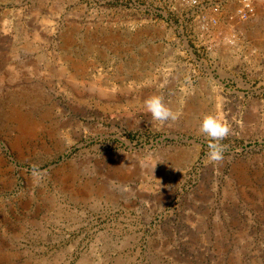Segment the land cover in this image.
I'll list each match as a JSON object with an SVG mask.
<instances>
[{
	"label": "rangeland",
	"instance_id": "obj_1",
	"mask_svg": "<svg viewBox=\"0 0 264 264\" xmlns=\"http://www.w3.org/2000/svg\"><path fill=\"white\" fill-rule=\"evenodd\" d=\"M240 1L0 0V264H264V10L215 32Z\"/></svg>",
	"mask_w": 264,
	"mask_h": 264
},
{
	"label": "clouds",
	"instance_id": "obj_2",
	"mask_svg": "<svg viewBox=\"0 0 264 264\" xmlns=\"http://www.w3.org/2000/svg\"><path fill=\"white\" fill-rule=\"evenodd\" d=\"M144 105L152 119L161 124L177 118L176 114L164 103L161 95L148 97ZM199 131L208 138V159L213 162L223 160L226 146L221 141L230 134V125L222 116L207 113L200 120Z\"/></svg>",
	"mask_w": 264,
	"mask_h": 264
},
{
	"label": "bare ground",
	"instance_id": "obj_3",
	"mask_svg": "<svg viewBox=\"0 0 264 264\" xmlns=\"http://www.w3.org/2000/svg\"><path fill=\"white\" fill-rule=\"evenodd\" d=\"M247 4V5H246ZM249 4H250V6H249ZM249 6V7H248ZM255 7H256V9L257 10H260V11H262V10H264V0H241L240 1V3H239V6H238V8L237 9H233V14H232V16H231V18L229 17V20H228V22H227V20H225L226 21V25L225 24H221V25H219L218 26V30H216L215 32H216V35H218V38H220L222 41H226V40H228L230 37H231V30L233 29V28H235V27H240L241 26V24H243L242 23V18H241V14L243 13V12H248L249 14H250V11H255ZM218 24H220V23H218ZM260 32V31H259ZM256 36V35H255ZM260 36V35H259ZM254 39V38H253ZM255 40V39H254ZM257 40V39H256ZM256 40H255V42H256ZM254 42V43H255ZM82 66V65H81ZM73 68V67H72ZM81 68V67H80ZM84 68V67H83ZM74 69H76V68H74ZM80 69H78V72H80L79 71ZM79 74L80 73H77V74H71V78L72 79H74V80H77L78 78H79ZM82 74V73H81ZM14 110H15V108H14ZM16 113V112H15ZM14 115V114H13ZM16 118H18V115H17V117ZM14 121V120H13ZM19 121L20 122H18V132H17V135H15V139H14V143L15 144H19V143H21L23 140H24V138L26 139L27 137H29V136H31L33 133H34V131H33V128L31 127V125L30 126H28L27 124H25L24 122H23V119H19ZM28 121V120H27ZM13 123V122H12ZM38 126V125H37ZM12 142V141H11ZM17 144V145H18ZM69 173V172H68ZM74 173V172H73ZM65 175V174H64ZM64 175H62V176H64ZM68 176V175H67ZM63 178V177H62ZM72 178V177H71ZM71 178H69V179H71ZM60 180V179H59ZM62 181V180H61ZM60 181V182H61ZM85 183V182H84ZM76 184H78V183H76ZM98 187V186H97ZM71 188V187H70ZM84 188V187H83ZM99 188V187H98ZM85 189H87V188H85ZM84 190V189H83ZM79 191H81V190H79ZM86 191V190H85ZM88 192H90L91 191V189L88 187V190H87ZM98 193V192H97ZM99 193H101V192H99ZM79 194H82V193H79ZM86 194H88V193H86ZM84 195V194H83ZM2 255H3V253H2ZM6 256V255H5ZM2 258V257H1ZM0 258V259H1ZM4 258V257H3ZM8 261V260H7Z\"/></svg>",
	"mask_w": 264,
	"mask_h": 264
}]
</instances>
